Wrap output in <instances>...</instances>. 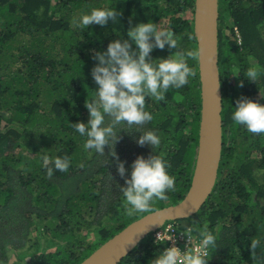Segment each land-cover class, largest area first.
<instances>
[{"label": "trees", "instance_id": "obj_1", "mask_svg": "<svg viewBox=\"0 0 264 264\" xmlns=\"http://www.w3.org/2000/svg\"><path fill=\"white\" fill-rule=\"evenodd\" d=\"M194 5L195 0H0V264H79L145 214H125L120 191L125 179L116 159L108 146L104 155L85 149L86 137L73 123L89 119L85 101L97 87L91 75L98 63L95 51L127 39L130 20L170 26L182 50L198 48ZM107 7L121 13L115 22L82 30L72 23L93 8ZM218 28L223 103L218 175L200 209L188 216L190 223L176 222L198 235L207 229L216 236L208 264H264V134L232 120L237 99L257 100L264 92V73L256 82L243 75L257 64L264 69V0H219ZM175 51L155 48L151 56L166 58ZM188 64L196 75L187 85L170 88L165 101L146 98L153 119L144 130L157 132L161 142L155 152L176 178L175 191L166 192L168 200L157 201L153 210L181 200L192 181L201 80L198 59ZM118 135L115 151L130 177L137 156L155 153L137 143L141 133L135 129ZM45 155L69 156L68 171L54 170L49 178ZM254 239L261 248L252 259ZM164 247L150 232L117 264H149Z\"/></svg>", "mask_w": 264, "mask_h": 264}, {"label": "clouds", "instance_id": "obj_2", "mask_svg": "<svg viewBox=\"0 0 264 264\" xmlns=\"http://www.w3.org/2000/svg\"><path fill=\"white\" fill-rule=\"evenodd\" d=\"M121 13L115 8H93L89 13L81 15L79 20L73 19L75 27L82 29L90 25H107L115 22ZM127 39L123 37L109 42L106 51H95L93 59L98 61L91 70V75L97 85L95 95L90 101H85L89 119L85 122L73 123L76 132L86 137L85 149H94L104 155L105 146L109 147V155L116 159L117 172L125 179V186L120 191L126 200L125 214L129 217L136 213H153L152 205L157 201L168 200L166 192L175 191L176 178L167 171L169 167L163 156L155 149L160 145V137L155 130H144V126L152 121V114L146 110V98L165 101L170 88L180 89L194 77L196 72L190 67L188 60H197L201 48L182 50L179 39L173 28L157 23L129 21ZM194 37L189 34L188 39ZM239 43V42H238ZM133 44L135 47H133ZM177 49L166 58H152L155 48L165 47ZM264 73L258 64L249 67L243 75L252 82ZM237 72L235 75H239ZM243 86V81L240 82ZM259 99H264V92L259 93ZM259 99L248 97L237 99L232 114V120L243 125L253 134H264V104ZM127 125V128L123 127ZM139 131L137 143L140 146L148 144L155 154L147 158L140 155L131 164L130 177L126 176L123 161L115 151V144L120 139L121 130ZM43 166L49 178L54 170L67 172L70 167V157L57 156L54 160L45 155L42 157ZM51 165V166H50ZM174 230L169 228L168 231ZM192 229L186 233L188 245L185 250L175 245L166 247L159 252L149 264H208L210 253L216 249L217 238L207 229L199 232L202 239L194 243ZM173 240V236L164 231L157 235V241ZM257 248H261L259 240H252L250 250L255 259Z\"/></svg>", "mask_w": 264, "mask_h": 264}, {"label": "water", "instance_id": "obj_3", "mask_svg": "<svg viewBox=\"0 0 264 264\" xmlns=\"http://www.w3.org/2000/svg\"><path fill=\"white\" fill-rule=\"evenodd\" d=\"M219 0H195L194 32L201 48V120L191 185L185 196L134 219L79 264H117L155 227L197 212L210 195L218 175L223 147L222 86L219 70Z\"/></svg>", "mask_w": 264, "mask_h": 264}, {"label": "built area", "instance_id": "obj_4", "mask_svg": "<svg viewBox=\"0 0 264 264\" xmlns=\"http://www.w3.org/2000/svg\"><path fill=\"white\" fill-rule=\"evenodd\" d=\"M169 228H172L174 230L168 231ZM189 229H192V228L191 227L181 228L180 225H178V223L176 222V219L175 220L170 219L164 222L163 224L155 227L151 232L153 233V237L155 238V240H157V235L159 233H162L163 231L167 235L173 236V240L165 241L164 249L166 247H171L173 242H175V245L181 248V250L183 251L186 249V246L188 245V238L185 232H187ZM191 235H192L194 243L198 244L199 241L202 239V237L196 234L194 231H192Z\"/></svg>", "mask_w": 264, "mask_h": 264}, {"label": "rangeland", "instance_id": "obj_5", "mask_svg": "<svg viewBox=\"0 0 264 264\" xmlns=\"http://www.w3.org/2000/svg\"><path fill=\"white\" fill-rule=\"evenodd\" d=\"M178 221L183 225H188L190 223L188 217L179 218ZM14 258V257H13Z\"/></svg>", "mask_w": 264, "mask_h": 264}]
</instances>
